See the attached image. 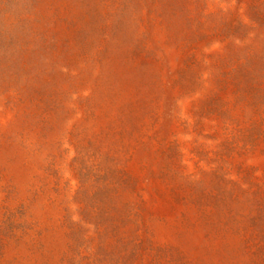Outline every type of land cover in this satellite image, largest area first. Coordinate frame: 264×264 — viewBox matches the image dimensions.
<instances>
[{
    "label": "rangeland",
    "instance_id": "1",
    "mask_svg": "<svg viewBox=\"0 0 264 264\" xmlns=\"http://www.w3.org/2000/svg\"><path fill=\"white\" fill-rule=\"evenodd\" d=\"M0 264H264V0H0Z\"/></svg>",
    "mask_w": 264,
    "mask_h": 264
}]
</instances>
